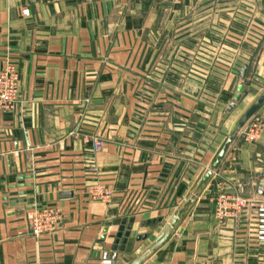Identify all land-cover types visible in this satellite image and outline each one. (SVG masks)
Masks as SVG:
<instances>
[{"label": "crops", "instance_id": "0c3cea01", "mask_svg": "<svg viewBox=\"0 0 264 264\" xmlns=\"http://www.w3.org/2000/svg\"><path fill=\"white\" fill-rule=\"evenodd\" d=\"M251 13L254 33L245 34ZM241 43V62L230 65ZM7 62L19 70L21 103L0 112V264H101L104 250L118 254L114 264H130L258 97L264 0H0V70ZM248 123L185 221L144 264H264L263 247L248 236L253 210L215 214L220 193L262 199L264 130L249 143ZM91 134L105 140L97 154L84 142ZM95 179L115 190L111 204L85 195ZM44 205L59 206L62 219L37 237L26 212ZM131 219L127 244L121 238L113 250Z\"/></svg>", "mask_w": 264, "mask_h": 264}, {"label": "built area", "instance_id": "2783aa9c", "mask_svg": "<svg viewBox=\"0 0 264 264\" xmlns=\"http://www.w3.org/2000/svg\"><path fill=\"white\" fill-rule=\"evenodd\" d=\"M23 14L27 16L28 10H24ZM239 19V16L232 15L229 20L228 31H232L231 27H235L234 22ZM246 28L243 32L254 33V26L256 17L254 13L247 16ZM243 34H240L242 37ZM244 37L241 38L242 42ZM226 49L222 46L218 54L225 55ZM233 55L230 60H226L230 65L238 63L240 55L245 53L243 43L234 48ZM222 58V57H220ZM232 67V66H231ZM20 95V73L16 64L7 62L6 65L0 70V112L4 114L15 113L20 108L21 103ZM254 117V116H253ZM252 117V118H253ZM264 130V119L261 117L251 119L244 131V138L247 142L252 143L257 141ZM85 145L91 149L93 154L99 153L103 147L105 140L99 135H86L84 137ZM91 169L96 171V167L92 166ZM264 177V172H263ZM261 200L259 202L243 198L238 195L220 193L215 201V214L220 220L227 218L238 217L252 209L254 217L248 225V236L259 246L264 249V181L260 186ZM85 195L92 201L111 204L115 197V190L111 185L106 182L95 179L84 188ZM26 219L28 222V229L30 234L37 237L54 232L62 219V211L56 205L34 206L26 212ZM118 259V254L112 250H104L101 256V264H114Z\"/></svg>", "mask_w": 264, "mask_h": 264}, {"label": "water", "instance_id": "95a60500", "mask_svg": "<svg viewBox=\"0 0 264 264\" xmlns=\"http://www.w3.org/2000/svg\"><path fill=\"white\" fill-rule=\"evenodd\" d=\"M248 65H245L241 72L240 76L241 78H245L247 71H248ZM244 85L240 84L237 89V94L234 97L235 101H240L244 92ZM264 104V92H262L256 100L243 112V114L240 116V118L237 120V122L233 125L232 133L227 136L220 146L219 150L215 154L209 170L203 172L200 174L193 185L191 191L185 196L183 200V204L179 206L172 217L170 218L169 222L166 224L164 229L160 232V234L156 237L154 242L140 255L138 256L134 261H132L130 264H144L148 259H150L160 248H162L174 235V233L178 230L179 226L185 221L188 214L191 212L194 205L197 203L198 198L203 194V191L205 187L209 184V182L212 180V177L215 172L218 171L220 168L223 160L225 159L226 155L228 154V151L233 144L236 136L238 135L239 131L244 128L247 123L252 119V117L258 112V110L262 107ZM234 107V103L231 105V108ZM72 192H61L59 194L60 198H65L68 196H72ZM133 222L134 220L131 219L130 223L127 225V230L125 231V225L127 224V221L125 220L123 222V226L120 229V232L117 234V241L116 244L113 247V250L118 249L119 240L123 239V244L126 245L128 242V238L131 235V230L133 228ZM144 238H147V236H144ZM125 246H122L120 250H124Z\"/></svg>", "mask_w": 264, "mask_h": 264}, {"label": "rangeland", "instance_id": "374dc122", "mask_svg": "<svg viewBox=\"0 0 264 264\" xmlns=\"http://www.w3.org/2000/svg\"><path fill=\"white\" fill-rule=\"evenodd\" d=\"M256 85H258V86H257L255 92L259 96L262 92H264V76L258 78V84H256Z\"/></svg>", "mask_w": 264, "mask_h": 264}]
</instances>
